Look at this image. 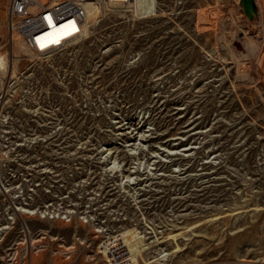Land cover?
I'll return each mask as SVG.
<instances>
[{
    "label": "rangeland",
    "instance_id": "374dc122",
    "mask_svg": "<svg viewBox=\"0 0 264 264\" xmlns=\"http://www.w3.org/2000/svg\"><path fill=\"white\" fill-rule=\"evenodd\" d=\"M96 1L50 63L0 0V264H264V0Z\"/></svg>",
    "mask_w": 264,
    "mask_h": 264
},
{
    "label": "built area",
    "instance_id": "2783aa9c",
    "mask_svg": "<svg viewBox=\"0 0 264 264\" xmlns=\"http://www.w3.org/2000/svg\"><path fill=\"white\" fill-rule=\"evenodd\" d=\"M88 0H8L6 24L11 35L19 39L33 55L53 54L76 42L85 21ZM108 8L133 11L135 0H100ZM51 20V27L49 26ZM64 25H75L71 35H63L59 43H51ZM70 30V29H69ZM52 33V36H49ZM40 41V43H38ZM41 43L46 47H41ZM102 264H128V249L121 234L101 242Z\"/></svg>",
    "mask_w": 264,
    "mask_h": 264
},
{
    "label": "bare ground",
    "instance_id": "6f19581e",
    "mask_svg": "<svg viewBox=\"0 0 264 264\" xmlns=\"http://www.w3.org/2000/svg\"><path fill=\"white\" fill-rule=\"evenodd\" d=\"M158 1L159 0H135L134 8H133V11H132L133 17L134 18H142V17H147V16L150 17V16H153V15H156ZM102 14H103V10H102V7H101V5H100V3L98 1H96V0H88V1H86V3H85V21H84L82 33L80 35V38L76 42L70 44L69 46L75 45V44L79 43L80 41H82L84 39L86 40L89 37V29H90V27L99 23V21H100V19L102 17ZM234 29L236 31L240 30L239 27H235ZM69 46H67V47L69 48ZM67 47L61 48V49L57 50L56 52H54L53 54L35 55V57H40L42 62L47 61V62L51 63V60H52L51 57L55 53H57V52H59V51H61L63 49H66ZM106 51H107V49H106ZM0 67L4 68V60H3L2 56H0ZM247 70H249V69H247ZM18 78L19 77H17V75H15V74L10 76V78H9L10 80L8 81L10 90L13 89V84L16 82V79H18ZM3 118H5V117H3ZM22 212L24 214L32 215V214H34L35 211L22 209ZM97 231H99V230H97ZM135 254H137V253H134V255ZM128 257L129 258L127 260L129 261V259L131 257H133V254H130L128 252Z\"/></svg>",
    "mask_w": 264,
    "mask_h": 264
},
{
    "label": "water",
    "instance_id": "95a60500",
    "mask_svg": "<svg viewBox=\"0 0 264 264\" xmlns=\"http://www.w3.org/2000/svg\"><path fill=\"white\" fill-rule=\"evenodd\" d=\"M241 6L243 8L245 15L250 20L256 16L257 10H256V4L254 0H241Z\"/></svg>",
    "mask_w": 264,
    "mask_h": 264
},
{
    "label": "snow or ice",
    "instance_id": "6c2138e0",
    "mask_svg": "<svg viewBox=\"0 0 264 264\" xmlns=\"http://www.w3.org/2000/svg\"><path fill=\"white\" fill-rule=\"evenodd\" d=\"M49 26L51 27V20H49ZM70 29V30H69ZM61 32L60 35H57V37L53 40H51V43H59L60 39L63 38V35H71L73 31H75V25H64L63 30H57ZM52 33H49V36H52ZM40 43V41H38ZM42 48L46 47L47 45L44 43H41L40 45Z\"/></svg>",
    "mask_w": 264,
    "mask_h": 264
}]
</instances>
